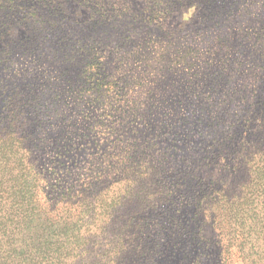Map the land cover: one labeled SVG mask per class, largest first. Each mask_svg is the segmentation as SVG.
<instances>
[{"label":"rangeland","instance_id":"obj_1","mask_svg":"<svg viewBox=\"0 0 264 264\" xmlns=\"http://www.w3.org/2000/svg\"><path fill=\"white\" fill-rule=\"evenodd\" d=\"M262 107L264 0H0V187L29 211L0 213L34 245L240 264L236 165Z\"/></svg>","mask_w":264,"mask_h":264},{"label":"trees","instance_id":"obj_2","mask_svg":"<svg viewBox=\"0 0 264 264\" xmlns=\"http://www.w3.org/2000/svg\"><path fill=\"white\" fill-rule=\"evenodd\" d=\"M261 124L264 126L263 122L256 124V127ZM255 131L257 134L255 133L252 143H244L243 150L246 153L237 158L236 165V173L242 178V183L238 185L239 191L236 189L233 192V206H238L235 212L239 216L238 227H233V246H236L240 264H264V133ZM240 150L242 151L241 147ZM239 151L237 150V157ZM2 152L1 157H6V147L2 148ZM0 183L2 186L4 181ZM12 190H1L0 187V203L15 207L16 213L22 217L29 212L25 207L24 197L13 196ZM12 213V209L0 213V264H86L81 257L83 245L73 231L62 239L50 236L46 242L34 245L26 238L28 227H20L17 221L14 222ZM28 216L27 214L25 220Z\"/></svg>","mask_w":264,"mask_h":264}]
</instances>
